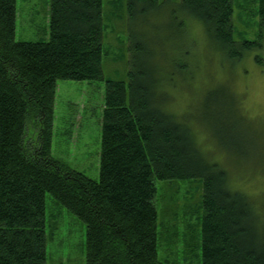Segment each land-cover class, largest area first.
<instances>
[{"label":"trees","instance_id":"trees-1","mask_svg":"<svg viewBox=\"0 0 264 264\" xmlns=\"http://www.w3.org/2000/svg\"><path fill=\"white\" fill-rule=\"evenodd\" d=\"M257 3L253 40L235 37V0H180L178 8L226 59L254 51L264 66V0ZM16 5L0 0V264H47V194L86 224L87 264H166L157 180L200 181L202 264H264V195L234 186L225 163L170 110L147 47L131 45L128 82L105 79L103 0H51L50 36L38 42L17 41ZM158 5L128 0L131 16ZM58 80L105 81L98 180L53 155ZM207 96L214 118L239 112L224 88Z\"/></svg>","mask_w":264,"mask_h":264},{"label":"rangeland","instance_id":"rangeland-1","mask_svg":"<svg viewBox=\"0 0 264 264\" xmlns=\"http://www.w3.org/2000/svg\"><path fill=\"white\" fill-rule=\"evenodd\" d=\"M235 1V37L253 40L257 37V0ZM179 2L159 0L158 7L131 16L128 0H103L105 79L128 82L134 58L130 47L135 41L145 45L151 53L150 65L157 69L161 93L172 96L170 110L182 115L197 133L198 143L206 151L214 150V157L225 163L234 186L261 197L264 66L256 63L254 51L241 61L226 59L201 24L183 15ZM50 3L17 0V41L49 39ZM178 20L184 23L182 33L176 31ZM219 87L240 103L239 112H224L220 117L224 120L214 118L207 105V93ZM104 96V80L57 82L53 155L94 180L100 173ZM222 125L231 134L226 136ZM156 186L160 260L202 264L200 181L157 180ZM46 213L47 264H87L86 224L49 194Z\"/></svg>","mask_w":264,"mask_h":264}]
</instances>
